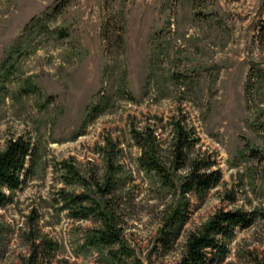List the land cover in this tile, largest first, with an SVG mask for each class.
Segmentation results:
<instances>
[{
    "label": "rangeland",
    "instance_id": "obj_1",
    "mask_svg": "<svg viewBox=\"0 0 264 264\" xmlns=\"http://www.w3.org/2000/svg\"><path fill=\"white\" fill-rule=\"evenodd\" d=\"M178 121L189 157L208 155L220 180L183 197L187 220L165 247V211L190 173L172 161ZM146 127L173 184L140 165ZM20 136L33 168L0 207V264H177L192 230L238 208L256 221L203 264H264V0H0V148ZM62 191L115 208L121 240L89 246L103 220L73 218Z\"/></svg>",
    "mask_w": 264,
    "mask_h": 264
},
{
    "label": "trees",
    "instance_id": "obj_2",
    "mask_svg": "<svg viewBox=\"0 0 264 264\" xmlns=\"http://www.w3.org/2000/svg\"><path fill=\"white\" fill-rule=\"evenodd\" d=\"M56 14V12L54 13ZM51 15L34 17L30 24L25 28L26 34H36L43 32L48 27ZM15 49L12 50V52ZM12 52L3 61L2 68L7 69L8 62L12 58ZM30 91L35 87L30 86ZM173 159L175 169L189 167L190 173L182 182V197L176 205H172L165 211L164 225L161 229L163 245L169 247L179 236L183 228L187 215L182 211L183 197L188 192H194L199 196H204L209 189L216 186L219 182V171H210V157L200 154L195 158L189 157V151L194 147L192 130L188 129L181 121L175 125ZM137 143L142 147V155L139 158L141 167L148 171H156L163 183H174L172 175L167 173V168L157 156L156 148L158 139L155 132L150 128L136 132ZM33 149L31 143L24 137L11 138L5 148H0V207L11 200V196L17 190L23 188L32 172L33 163L27 167L32 156ZM74 176L79 175L78 171H73ZM108 182L110 178L108 177ZM11 192L10 194L8 192ZM112 191H104L105 194ZM61 199L65 202L63 208L69 209L71 216L75 219H84L90 216H99L103 220L102 227L96 229L91 237L87 238L89 246L101 249L103 246H112L121 240V229L117 224V214L115 208L111 210L108 205L103 207L94 203L87 206L86 201L91 200L88 193L74 194L66 191L61 192ZM93 200V199H92ZM93 202H95L93 200ZM36 213V212H35ZM31 218H34V214ZM257 219V214L253 211L238 209H219L208 221L198 228L192 230L187 237L185 249L181 260L177 264H203L211 253L217 258H223L228 250L227 240L230 239L237 227H249ZM37 239L31 240V246L43 248L50 246L46 239H41L38 244ZM37 256L36 251L31 255V260Z\"/></svg>",
    "mask_w": 264,
    "mask_h": 264
}]
</instances>
